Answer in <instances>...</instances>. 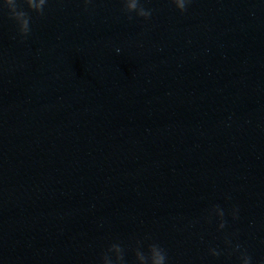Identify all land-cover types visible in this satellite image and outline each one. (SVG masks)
Returning a JSON list of instances; mask_svg holds the SVG:
<instances>
[{
    "label": "water",
    "instance_id": "95a60500",
    "mask_svg": "<svg viewBox=\"0 0 264 264\" xmlns=\"http://www.w3.org/2000/svg\"><path fill=\"white\" fill-rule=\"evenodd\" d=\"M140 3L0 11V264H264V0Z\"/></svg>",
    "mask_w": 264,
    "mask_h": 264
},
{
    "label": "clouds",
    "instance_id": "9594fccd",
    "mask_svg": "<svg viewBox=\"0 0 264 264\" xmlns=\"http://www.w3.org/2000/svg\"><path fill=\"white\" fill-rule=\"evenodd\" d=\"M24 8L35 13H40L45 6L47 0H20ZM89 0H84L87 4ZM176 9L183 12L186 5L191 0H170ZM122 9L126 13H135L139 17L147 18L150 15V10L146 9L140 3V0H121ZM24 8L18 6V0H0V11L7 9V15L14 21L16 32L21 39H23L29 32V19ZM129 18V17H128ZM118 52L119 49H116ZM222 227L223 225H218ZM109 250L114 251L112 257H102L99 264H126L123 259V253L118 244H110ZM213 254H215L213 252ZM133 264H166V255L158 244L150 243L144 250L133 249ZM239 264H250V258L246 253H242L239 258Z\"/></svg>",
    "mask_w": 264,
    "mask_h": 264
}]
</instances>
